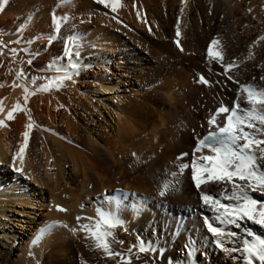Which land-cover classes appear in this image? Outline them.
<instances>
[{"label": "bare ground", "instance_id": "1", "mask_svg": "<svg viewBox=\"0 0 264 264\" xmlns=\"http://www.w3.org/2000/svg\"><path fill=\"white\" fill-rule=\"evenodd\" d=\"M72 1L63 7L61 0H14L3 16L12 21L0 31L5 45L0 48L5 109L0 119L16 103L24 105L23 89L13 87L20 83L17 73L28 74L24 82L30 89L31 77L40 76L35 73L41 71V59L27 64L22 49L29 40L44 45L51 14L68 7L74 11L83 67L63 89L30 97L27 108L36 127L25 176L12 171L11 161L27 116L18 112L0 128V264H117L118 257L106 258L83 231L73 235L68 230L79 229L77 216L96 218L101 205L128 221L127 232L116 230L124 243L113 244L114 249L127 253L138 234L165 249L162 259L150 253L136 259L134 249L133 264H168L169 259L174 264H241L234 259L237 254L229 256L214 246L204 226V217L215 220L199 192L219 196L222 185L209 182L197 190L189 168L175 178L178 190L165 197L158 190L174 179L171 173L180 165L200 155L195 153L198 139L210 130L207 121L216 109L237 100L247 106L239 94L241 84L264 88V0H121L115 13L95 0ZM178 23L183 51L176 45ZM214 39L224 62L235 64L230 72L207 54ZM250 42L263 49L255 48L244 64L236 56L244 55L243 45ZM55 47L59 53L62 44ZM12 48L22 53L13 55ZM201 76L208 83H200ZM127 78L133 80L129 88ZM223 119V114L218 117ZM182 153L188 156L177 159ZM54 222L68 228L53 229L33 246L38 230ZM248 228L264 236L260 226Z\"/></svg>", "mask_w": 264, "mask_h": 264}, {"label": "snow or ice", "instance_id": "2", "mask_svg": "<svg viewBox=\"0 0 264 264\" xmlns=\"http://www.w3.org/2000/svg\"><path fill=\"white\" fill-rule=\"evenodd\" d=\"M7 4L8 0H3ZM62 3H70L71 0H61ZM97 4L103 5L105 8H111L115 13L121 7V0H95ZM185 4L187 0H184ZM183 14V8L181 9ZM138 16H141L137 12ZM53 22L55 24V33L58 34L61 28L62 18H57L53 13ZM151 31V29H149ZM176 45L183 51L180 45L179 38L181 31L179 23L176 26ZM51 41L52 36L48 37ZM79 36H71L67 39L64 48L63 56L59 59L66 60V66L56 67V72L59 75L53 77L34 76L31 77V89L24 82L28 78V74L21 70L17 73V80L13 87H20L24 92V105L16 103L12 110L7 112L6 119H0V128H5L8 125L7 121H12L16 118V113L23 112L27 116L25 131L22 133L23 140L20 143L18 150L12 157V171L18 175L25 176V161L26 153L29 147L31 131L36 127L35 121L31 116V110L27 108V103L30 97L37 93H51L59 91L66 87V82L71 81L74 76L80 74L83 67L79 63L81 53L79 51L82 44ZM264 41V36L260 37ZM21 41H13L20 43ZM219 40L214 39L207 48L208 56L220 63L221 68L225 73L230 72L235 66L234 62H224V54L219 47ZM3 41H0V47H4ZM255 47V45H253ZM13 55L18 53L16 48L10 49ZM29 55H33L28 49H22ZM2 54V53H0ZM251 58V55H250ZM29 65L33 63L32 59L27 61ZM55 63V62H53ZM49 64L48 67H52ZM200 83L206 84L208 81L201 76ZM232 80V76H228ZM264 79V77H261ZM44 81L38 84L37 81ZM0 84V87H3ZM239 94L244 98L247 106H242L237 100L231 107L221 106L215 110L207 123L210 130L202 138L198 139L195 153H200L199 156L193 158L189 163L182 164L177 171L172 172L174 178L170 181H164L158 194L165 197L170 192H175L180 187V182L175 179L183 175L186 169L190 168L191 179L194 181L195 188L199 190L202 184L215 182L222 185L219 196L215 194H207L199 192V199L205 207H208L214 216L215 223L209 217H204V226L207 233L210 234V241L214 246L224 253L232 256L237 254L234 259L241 261V264H264V236L257 234L251 228L244 229V235L241 236L237 231L231 230L232 227L240 229L242 222H251L264 229V88H258L253 84H241ZM5 112L3 103L0 102V115ZM223 114L224 119L221 122L218 117ZM214 129V130H213ZM207 149L208 154H205ZM188 156V153H182L177 159H182ZM17 162L19 166H17ZM230 186V189H229ZM254 193H258V197H254ZM222 201H227L224 203ZM120 201H116L117 209L120 208ZM58 211H67L64 208L57 207ZM97 216L81 217L77 216L76 221L79 225L77 228H69L73 235L77 231H83L85 239L93 243L95 249L102 251L108 259L119 260L117 264H133V250L136 249L135 258L139 259L140 254H152L155 257L157 254L162 259L165 249L159 247L152 240H145L137 235V243L133 244L127 253L116 250L113 244H123V240L117 239L116 230L123 229L128 231L125 219L118 211L106 209L102 205L96 208ZM81 221H87L81 223ZM57 227L68 228L67 224L58 222L50 223L38 230V234L32 239L33 246L38 245L46 234L50 233ZM179 232V224L177 225ZM226 244H232V247H227ZM187 254L190 256L193 250L191 242L185 245ZM31 254V253H30ZM168 264H174L169 259Z\"/></svg>", "mask_w": 264, "mask_h": 264}, {"label": "rangeland", "instance_id": "3", "mask_svg": "<svg viewBox=\"0 0 264 264\" xmlns=\"http://www.w3.org/2000/svg\"><path fill=\"white\" fill-rule=\"evenodd\" d=\"M11 1H14V0H8L7 4H5L3 2V0H0V31L3 30L5 22L12 21L9 18H7L6 21L3 20V18L6 16L5 15V12H6L5 10H7L8 6H10L12 4ZM73 3L74 2L72 0H71L70 3H62L61 2L60 6L66 7V5L69 6V5H72ZM65 9L66 10H63L59 14L55 15L57 18H62L61 28H60V31H59L58 34L55 33V24L53 22V15L51 14L52 30L50 31V34L46 37V40H45L46 42L44 43V45L38 46L36 41L29 40V43L27 44L28 46L26 45L27 46L26 49H28L31 53H33V55H29L25 51H23V53H22V51H19V52L22 53V55L26 54V55H23L26 63H27V59L28 58L32 59V61L41 59V71H39V72L37 71V73H35V74L38 75V73H39V75L42 76V77H53V76H56V75L60 74V73L56 72V67H64V66H66V60L59 59L60 57L63 56L64 45H65V43H66V41H67V39L69 37L77 36L76 35L77 27H76V21H75L76 19H75L74 11H72L71 7H68V8H65ZM49 36L53 37V39L51 41L48 38ZM58 43L62 44V48L59 50V53H58V50L55 49L56 48L55 45L58 44ZM260 43H262V41H260ZM253 45H255V47H253ZM263 46H264V44H263ZM263 46L258 47V45L255 42H250L248 44H245V45H243V48H245V49H243V51H245L246 54L244 53V55H243V52H241V54H237L236 57L242 63H244V64L246 62L248 63V59L250 58V55L254 54L253 51L255 50V48H256V50H258V49L260 50V49H263ZM38 47H41V48H38ZM0 48H3V47H0ZM31 49L32 50L35 49L34 50L35 52L31 51ZM246 49H247V52H246ZM250 50H251V52H250ZM5 53L7 55V58H9L11 56L9 52L5 51ZM81 56H83V55L81 54ZM146 56L148 57L149 55H146ZM46 57H49V58H46ZM252 57H253V55H252ZM92 59H93V62L96 61V55L92 54ZM53 62H55V63H53ZM49 64H52L53 66L49 68L48 67ZM93 68H95L94 64H93ZM126 80L128 81L127 88H129V84H130L129 81H133V80L132 79H128V78ZM256 194H253L254 197H258L259 196L258 193H256ZM222 202H225V201H222ZM250 225H251V222L245 221V222H242V225H241L240 229H235L233 227V230L237 231L241 236H243L244 235V229L250 227ZM201 259H202V256H201ZM228 263L230 264V262H228Z\"/></svg>", "mask_w": 264, "mask_h": 264}]
</instances>
